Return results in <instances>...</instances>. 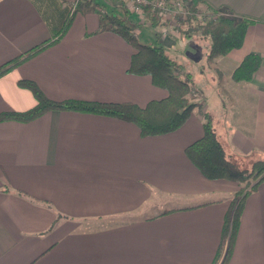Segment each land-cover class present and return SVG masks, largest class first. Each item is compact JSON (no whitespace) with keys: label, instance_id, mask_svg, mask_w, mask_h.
Returning <instances> with one entry per match:
<instances>
[{"label":"crops","instance_id":"1","mask_svg":"<svg viewBox=\"0 0 264 264\" xmlns=\"http://www.w3.org/2000/svg\"><path fill=\"white\" fill-rule=\"evenodd\" d=\"M199 1L253 20L239 48L209 60L197 36L163 37L124 0L74 11L68 0H0V65L55 39L0 76V113L35 105L21 78L58 101L143 106L167 95L148 75L127 72L134 48L100 28L99 12L126 16L142 28L140 40L161 42L191 78L199 75L189 96L198 105L165 134L141 136L132 122L73 110L0 121V264H213L242 184L205 178L184 149L202 135L207 112L230 158L264 156V0ZM249 52L261 55L260 66L249 81L233 80ZM228 264H264V181L244 201Z\"/></svg>","mask_w":264,"mask_h":264},{"label":"trees","instance_id":"2","mask_svg":"<svg viewBox=\"0 0 264 264\" xmlns=\"http://www.w3.org/2000/svg\"><path fill=\"white\" fill-rule=\"evenodd\" d=\"M91 1L84 0L85 4L91 3ZM148 2H152V0H148ZM199 2V0L185 2L188 15L186 21L181 22L189 26L181 32L183 37L197 36L194 35L197 31L202 37H206L208 39L207 59L209 60L225 55L231 49L239 48L247 26L253 20L247 17L228 16L225 13L223 15L222 10L210 8L205 4L202 7ZM73 14L70 13L63 21L55 38H59L64 33ZM99 15L101 29L109 28L134 48L127 72L135 75H148L154 85L167 91V95L163 98L149 100L143 106L130 101L103 102L82 99L58 101L49 99L33 80L21 78L17 84L29 89L36 103L26 110L1 112L0 121L27 122L48 110H73L107 115L132 122L138 127L141 136L165 134L176 130L186 121L192 109L198 105L189 97L194 92L190 73L182 70L181 63L169 54L168 49L161 42L144 43L139 39V36L131 35L132 27L128 25L129 21L126 16L102 12H99ZM198 15L200 18L197 20ZM210 15L215 17L210 18ZM144 18L151 22L149 26H152L156 33L160 32L162 19L155 14L150 4L144 6ZM178 20L180 25V19ZM53 40L35 46L1 64L0 76L37 53ZM261 61L260 54L249 52L233 70L232 79L249 81ZM202 117L203 133L185 147L186 156L205 178L226 179L242 184L241 188L232 194L229 206L224 213L220 240L213 260V264H228L244 201L247 195L264 181V156L253 152L246 156V158L249 157L247 164L230 158L215 132L210 114L203 112ZM5 189L10 190L9 187Z\"/></svg>","mask_w":264,"mask_h":264},{"label":"built area","instance_id":"3","mask_svg":"<svg viewBox=\"0 0 264 264\" xmlns=\"http://www.w3.org/2000/svg\"><path fill=\"white\" fill-rule=\"evenodd\" d=\"M81 2L82 0L79 2L77 0H70L69 6L71 11H74ZM147 4H150L155 14L162 19L161 34L165 37L174 35L180 38L181 34L177 28L174 15L177 14L181 18L187 17L188 9L185 7V2L183 0H152V2H148V0H130L131 11L136 15L139 13V16L144 12V6ZM222 14L225 15L224 13ZM213 17L215 16L210 15V18ZM141 18L143 19L142 22H145L146 25L151 24L149 20H145L144 15Z\"/></svg>","mask_w":264,"mask_h":264},{"label":"rangeland","instance_id":"4","mask_svg":"<svg viewBox=\"0 0 264 264\" xmlns=\"http://www.w3.org/2000/svg\"><path fill=\"white\" fill-rule=\"evenodd\" d=\"M68 1H70V0H68ZM78 2L80 1V0H77ZM125 1V4H126V6L128 7V8H130V0H124ZM82 3H84L85 4V2H84V0H82ZM107 7V9L108 10H110V8H108V6H106ZM98 9H100L101 8V6H99V7H97ZM129 10H131V8L129 9ZM100 11V10H99ZM133 14H135V13H133ZM136 15V14H135ZM139 15V13H137V16ZM142 15H144V12L141 14V16ZM140 16V17H141ZM200 18V15H198L197 16V20ZM174 19H175V22L177 23V28H178V30L180 31V34H181V32L183 31V30H186L187 28H188V24H185V23H183V22H181V21H186V19H187V17H184V18H181L179 15H174ZM178 19H180V25H179V20ZM195 22V21H194ZM193 22V23H194ZM128 23V25H130V27H131V23H129V22H127ZM139 26H135L134 28H132L131 30H130V33H131V35H133V36H139V37H141V35H140V33L142 32V28L141 27H139ZM136 30V31H135ZM199 31H197V32H195L194 33V35H197V36H199L198 38H196V39H194V41L196 42V44H197V46L199 47V49L200 50H206V48H207V46H208V39L205 37H202V35L200 34V32L198 33ZM167 36V35H166ZM169 36H171L172 38H176V39H178L177 37H175L174 35L172 36V35H169ZM163 37H165V36H163ZM183 38V35L181 34V36H180V38L178 39V40H180V39H182ZM142 40V39H141ZM204 48V49H203ZM198 55V54H197ZM203 60L205 61L204 63H205V66L207 65L206 64V60H205V58H203ZM183 74V73H182ZM197 80H199V75L198 74H196V75H194V78H191V82H195V81H197ZM192 95H193V93H192ZM242 163H244V164H247L245 161H243Z\"/></svg>","mask_w":264,"mask_h":264}]
</instances>
